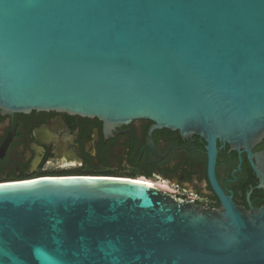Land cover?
I'll return each instance as SVG.
<instances>
[{
    "label": "water",
    "instance_id": "1",
    "mask_svg": "<svg viewBox=\"0 0 264 264\" xmlns=\"http://www.w3.org/2000/svg\"><path fill=\"white\" fill-rule=\"evenodd\" d=\"M0 110L146 119L245 149L264 136V0H0ZM140 180L0 185V264H264V207Z\"/></svg>",
    "mask_w": 264,
    "mask_h": 264
},
{
    "label": "flooded vegetation",
    "instance_id": "2",
    "mask_svg": "<svg viewBox=\"0 0 264 264\" xmlns=\"http://www.w3.org/2000/svg\"><path fill=\"white\" fill-rule=\"evenodd\" d=\"M206 146L146 119L106 124L56 111L0 110V185L132 179L204 209H221L223 200L244 211L263 208L264 136L250 152L217 141L212 167Z\"/></svg>",
    "mask_w": 264,
    "mask_h": 264
},
{
    "label": "bare ground",
    "instance_id": "3",
    "mask_svg": "<svg viewBox=\"0 0 264 264\" xmlns=\"http://www.w3.org/2000/svg\"><path fill=\"white\" fill-rule=\"evenodd\" d=\"M143 182V181H142ZM146 183V182H145ZM147 184H149V183H147ZM149 185H152V184H149ZM153 186H155V185H153Z\"/></svg>",
    "mask_w": 264,
    "mask_h": 264
}]
</instances>
